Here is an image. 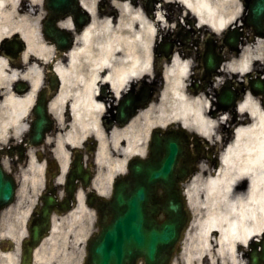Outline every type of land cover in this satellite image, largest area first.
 <instances>
[{
  "label": "bare ground",
  "instance_id": "obj_1",
  "mask_svg": "<svg viewBox=\"0 0 264 264\" xmlns=\"http://www.w3.org/2000/svg\"><path fill=\"white\" fill-rule=\"evenodd\" d=\"M41 1L0 0V38L18 32L27 42V54H46L49 48L35 41L37 24L33 15ZM93 1L82 0L89 8ZM158 1L161 4H156L149 15L141 2L111 0L112 9L85 27L78 45L68 52L67 61L55 67L62 85L53 108L57 113L65 105L70 115L59 136L65 140L87 133L97 136L102 159L97 181L104 191L112 175L124 170L129 155L143 153L151 127L179 124L214 138L224 118L211 114L212 106L205 93L189 88L187 81L195 64L189 52L179 51L165 65L163 86L154 101L126 125L115 124L109 129L102 126L100 114L108 105L117 103L128 82L151 71L159 33L173 28L167 23L164 5L179 10L185 21L194 20L195 29L202 32L237 23L242 10L240 0ZM263 49L260 36L247 38L238 54L230 56L220 68L243 73L261 60ZM39 72L37 62L26 67L25 77L31 80V89L22 98L10 92L2 94L0 138L18 137L23 122L21 111L28 110ZM13 75L10 70L5 72L0 57L1 80ZM105 86L110 92L102 91ZM236 116L234 136L221 153L218 167L201 162L186 185L189 203L196 213L186 264L206 260L215 264L219 259L222 264L234 263L237 249L264 230V103L247 93ZM84 224L82 214L63 217L55 223L59 229L53 231L37 255L55 258V264H77Z\"/></svg>",
  "mask_w": 264,
  "mask_h": 264
},
{
  "label": "flooded vegetation",
  "instance_id": "obj_2",
  "mask_svg": "<svg viewBox=\"0 0 264 264\" xmlns=\"http://www.w3.org/2000/svg\"><path fill=\"white\" fill-rule=\"evenodd\" d=\"M110 8V1L100 0L93 4V16L102 18ZM35 15L37 22L35 41L49 48L46 54H27V42L22 34L14 32L0 38V57L3 59L5 72L10 70L14 74L11 79L7 78L4 82L0 78V98L4 92L22 98L31 89V80L25 77V70L30 62H37L40 71L39 83L33 93L32 102L27 111H21L23 122L18 137L6 135L0 138L1 176L4 181L6 176L10 175L15 184L10 202L4 206L0 205V264H55L53 263L55 258L48 260L39 257L37 252L55 230L54 224L72 213L82 214L84 217L91 214V219L85 224L86 233L83 236L85 247L91 231L96 228V217L103 199L97 182V172L102 165L97 136L87 133L69 140L60 137L59 133L61 130L64 131L70 115L65 105L57 110V113L53 108V101L62 85L55 68L56 64L65 63L68 52L78 45L82 31L81 22L86 20L85 14L74 8V5H71L67 15L61 11L49 13L45 6L40 4ZM245 16L244 12L243 20ZM49 17H52L53 36H47L41 25L42 21ZM169 20L171 21L170 18ZM247 36L245 32L239 35L236 52L226 45L223 38L216 40L217 50L221 54L217 68L210 74L200 70L192 73L189 81L191 87L196 80H202L198 91L207 92L217 115L226 113L227 119L221 122L216 131L219 141L212 146L215 150L224 148L231 138V126H234L237 117L233 116L232 112H236L244 96L248 92L264 93V86L260 88L254 86L256 77H264V53L261 61L254 63L250 70L243 73L220 68L230 56L238 54L240 45ZM195 39H198V35ZM162 81L160 72L151 78L148 73L143 80L145 90L137 80L129 88H125L122 96L130 92L132 100L125 107L124 116L129 114L132 118L139 109L146 107L149 104V97L152 98L157 93ZM102 91L105 92V87ZM256 95L260 100L263 99V95ZM143 104L144 106H141ZM117 117V106H108L100 114L102 126L106 127L110 123L107 127L110 128L114 124H119ZM42 118L48 119L49 122L36 138L35 124ZM164 134H167V130L159 132V135ZM188 145H192L191 138ZM157 196H163L161 190ZM156 219L159 223L162 222L163 213H158ZM186 237L185 233L183 239L177 243L168 264H185L189 255ZM263 240L264 231L239 247L236 261L227 264H264ZM82 262L80 259L78 264ZM137 264L145 263L139 259ZM201 264L209 263L206 260ZM215 264L222 263L219 259Z\"/></svg>",
  "mask_w": 264,
  "mask_h": 264
},
{
  "label": "water",
  "instance_id": "obj_3",
  "mask_svg": "<svg viewBox=\"0 0 264 264\" xmlns=\"http://www.w3.org/2000/svg\"><path fill=\"white\" fill-rule=\"evenodd\" d=\"M60 1L63 0H46V4L57 5ZM249 14L248 21L263 28L264 0H252ZM229 41H234V37ZM212 59L210 54L207 58L208 69L213 66ZM39 126L40 122L37 129ZM173 138L175 139L176 136L154 138L155 145L152 147L153 156L149 159V166L145 160H133L135 163L131 166L130 178L120 180L114 185L112 199L106 202L105 215L100 221L101 229L93 239L89 240L87 258L90 259L91 264H130L140 252L145 253L149 261L153 260L156 252L155 244L151 240L148 244L144 241L141 229L147 225L148 216L150 218L149 211L157 210L158 202L150 196L155 193L157 186H163L166 194L170 196L178 194L174 177L179 170L178 156H182V151H179L180 148ZM10 193H12L11 184L5 187L3 202L8 200ZM180 207V201L171 199L167 201L165 210H169L171 215L177 217L181 212ZM108 211L114 213L108 216ZM163 229L166 231V239H170L173 224L166 223Z\"/></svg>",
  "mask_w": 264,
  "mask_h": 264
},
{
  "label": "rangeland",
  "instance_id": "obj_4",
  "mask_svg": "<svg viewBox=\"0 0 264 264\" xmlns=\"http://www.w3.org/2000/svg\"><path fill=\"white\" fill-rule=\"evenodd\" d=\"M167 10H168V7L166 6V8H164V11H165V13L169 14ZM176 16H180V13H179L178 11L175 12V13L173 12L172 17L175 18ZM196 207H197V202H194V208H196ZM194 211H195V210H194ZM81 254H82V252H81V249L79 248V249H78V253H77V255L80 256Z\"/></svg>",
  "mask_w": 264,
  "mask_h": 264
}]
</instances>
